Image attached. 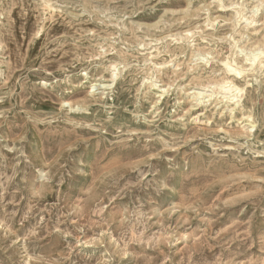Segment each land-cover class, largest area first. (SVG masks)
<instances>
[{
  "label": "rangeland",
  "instance_id": "obj_1",
  "mask_svg": "<svg viewBox=\"0 0 264 264\" xmlns=\"http://www.w3.org/2000/svg\"><path fill=\"white\" fill-rule=\"evenodd\" d=\"M0 264H264V0H0Z\"/></svg>",
  "mask_w": 264,
  "mask_h": 264
},
{
  "label": "bare ground",
  "instance_id": "obj_2",
  "mask_svg": "<svg viewBox=\"0 0 264 264\" xmlns=\"http://www.w3.org/2000/svg\"><path fill=\"white\" fill-rule=\"evenodd\" d=\"M249 22V21H248ZM251 23V22H250ZM249 23V24H250ZM253 63L254 62H251L250 61V63H249V65L251 66V68H252V65H253ZM227 64V63H226ZM227 70H228V72L229 73H233L234 75H236V76H239V75H241L243 72H244V69L243 68H241V67H231L229 64H227ZM254 68V67H253ZM155 84V83H154ZM153 84V85H154ZM152 86V85H151ZM155 86V85H154ZM228 89L230 90V91H232V90H237V91H239L240 89L238 88V87H235L234 85H232L231 83L229 84V87H228Z\"/></svg>",
  "mask_w": 264,
  "mask_h": 264
}]
</instances>
